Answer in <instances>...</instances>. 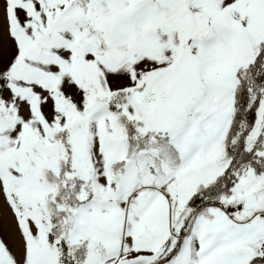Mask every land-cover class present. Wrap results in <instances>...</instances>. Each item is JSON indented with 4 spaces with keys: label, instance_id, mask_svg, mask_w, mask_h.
Returning a JSON list of instances; mask_svg holds the SVG:
<instances>
[{
    "label": "snow or ice",
    "instance_id": "1",
    "mask_svg": "<svg viewBox=\"0 0 264 264\" xmlns=\"http://www.w3.org/2000/svg\"><path fill=\"white\" fill-rule=\"evenodd\" d=\"M0 264H264V0H0Z\"/></svg>",
    "mask_w": 264,
    "mask_h": 264
}]
</instances>
